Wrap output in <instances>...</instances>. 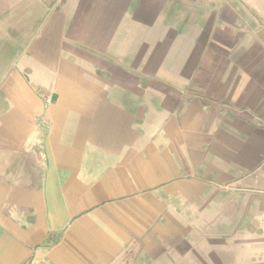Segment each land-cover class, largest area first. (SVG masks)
I'll return each mask as SVG.
<instances>
[{"label": "crops", "instance_id": "0c3cea01", "mask_svg": "<svg viewBox=\"0 0 264 264\" xmlns=\"http://www.w3.org/2000/svg\"><path fill=\"white\" fill-rule=\"evenodd\" d=\"M224 3L0 0V264H264V26Z\"/></svg>", "mask_w": 264, "mask_h": 264}, {"label": "rangeland", "instance_id": "374dc122", "mask_svg": "<svg viewBox=\"0 0 264 264\" xmlns=\"http://www.w3.org/2000/svg\"><path fill=\"white\" fill-rule=\"evenodd\" d=\"M249 3H250L249 0H225L224 4L211 6L209 8L211 12L214 13V18H212V21L214 22V24H220V25H223V21H225L230 26H249V23L251 21V23L252 24L254 23L255 26L258 25L260 27H263L264 24L261 23L259 18H256L257 23H255L252 21L251 17L249 16V15L252 16L255 15L254 10L250 7ZM221 11L223 13L227 12L226 18H223L221 16L218 18V15H222L220 13ZM240 12L242 13L241 17H239ZM233 14H235L236 17H234L235 15L232 16ZM210 38L211 40L218 42L217 34H212Z\"/></svg>", "mask_w": 264, "mask_h": 264}, {"label": "built area", "instance_id": "2783aa9c", "mask_svg": "<svg viewBox=\"0 0 264 264\" xmlns=\"http://www.w3.org/2000/svg\"><path fill=\"white\" fill-rule=\"evenodd\" d=\"M49 102V99H45V103H48Z\"/></svg>", "mask_w": 264, "mask_h": 264}]
</instances>
